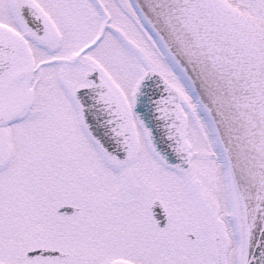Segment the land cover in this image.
Instances as JSON below:
<instances>
[{"label":"snow or ice","instance_id":"1","mask_svg":"<svg viewBox=\"0 0 264 264\" xmlns=\"http://www.w3.org/2000/svg\"><path fill=\"white\" fill-rule=\"evenodd\" d=\"M0 264H264V0H0Z\"/></svg>","mask_w":264,"mask_h":264}]
</instances>
